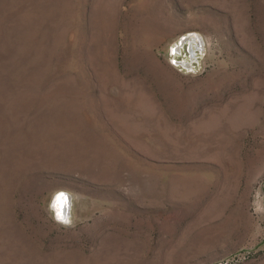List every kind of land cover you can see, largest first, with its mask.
I'll use <instances>...</instances> for the list:
<instances>
[{
    "label": "rangeland",
    "instance_id": "374dc122",
    "mask_svg": "<svg viewBox=\"0 0 264 264\" xmlns=\"http://www.w3.org/2000/svg\"><path fill=\"white\" fill-rule=\"evenodd\" d=\"M0 264H264V0H0Z\"/></svg>",
    "mask_w": 264,
    "mask_h": 264
},
{
    "label": "bare ground",
    "instance_id": "6f19581e",
    "mask_svg": "<svg viewBox=\"0 0 264 264\" xmlns=\"http://www.w3.org/2000/svg\"><path fill=\"white\" fill-rule=\"evenodd\" d=\"M184 41H188V44H190V51L192 54H194L196 49L200 48L201 44H203L201 39L198 37V35H190V36L182 39L180 44H182ZM178 47H180V45ZM178 47L174 51H178ZM61 194H63V195H61ZM57 197L61 198L59 202H57ZM57 197L53 201V208L56 211V214L58 212H60L64 218L62 220L66 221V220H68L67 218H68V211L70 209L69 207L71 205L70 204L71 203V201H70L71 197H69V195L66 194L65 192H61L60 194H58ZM64 197H67L66 202L64 201Z\"/></svg>",
    "mask_w": 264,
    "mask_h": 264
},
{
    "label": "snow or ice",
    "instance_id": "6c2138e0",
    "mask_svg": "<svg viewBox=\"0 0 264 264\" xmlns=\"http://www.w3.org/2000/svg\"><path fill=\"white\" fill-rule=\"evenodd\" d=\"M61 195H63V194H61ZM60 199H61L60 197H57V202H59ZM66 200H67V197H64V201L65 202H66ZM57 218L58 219H64L63 216H62V214L60 212L57 213ZM65 222H67V221H65Z\"/></svg>",
    "mask_w": 264,
    "mask_h": 264
},
{
    "label": "water",
    "instance_id": "95a60500",
    "mask_svg": "<svg viewBox=\"0 0 264 264\" xmlns=\"http://www.w3.org/2000/svg\"><path fill=\"white\" fill-rule=\"evenodd\" d=\"M188 36H189V35H188ZM188 36L182 37V39H184V38H186V37H188ZM182 39H181V40H182ZM181 40L179 41V43L181 42ZM184 45H185V46L187 47V49H188V47H189V46H188V41H184V42L182 43L181 46H184ZM196 51H198V49H196ZM194 57H195V56H193V58H194Z\"/></svg>",
    "mask_w": 264,
    "mask_h": 264
}]
</instances>
